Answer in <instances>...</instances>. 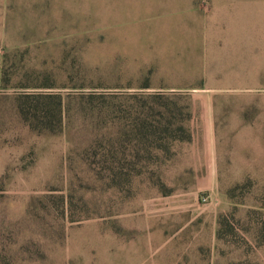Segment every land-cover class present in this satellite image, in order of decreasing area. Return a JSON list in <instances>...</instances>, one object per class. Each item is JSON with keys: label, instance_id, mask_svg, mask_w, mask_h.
I'll list each match as a JSON object with an SVG mask.
<instances>
[{"label": "rangeland", "instance_id": "374dc122", "mask_svg": "<svg viewBox=\"0 0 264 264\" xmlns=\"http://www.w3.org/2000/svg\"><path fill=\"white\" fill-rule=\"evenodd\" d=\"M0 264H264V0H0Z\"/></svg>", "mask_w": 264, "mask_h": 264}, {"label": "trees", "instance_id": "16d2710c", "mask_svg": "<svg viewBox=\"0 0 264 264\" xmlns=\"http://www.w3.org/2000/svg\"><path fill=\"white\" fill-rule=\"evenodd\" d=\"M155 97L159 99L161 96L155 95ZM155 97L154 99H157ZM16 110L32 131L56 133L64 127L65 100L60 94L43 92L20 95L16 99ZM135 122L138 126L135 131L140 145L143 148L153 146L155 142L151 139L157 137L160 127L148 122V119H138ZM158 125H162L161 122ZM178 131L185 129L180 126Z\"/></svg>", "mask_w": 264, "mask_h": 264}, {"label": "crops", "instance_id": "0c3cea01", "mask_svg": "<svg viewBox=\"0 0 264 264\" xmlns=\"http://www.w3.org/2000/svg\"><path fill=\"white\" fill-rule=\"evenodd\" d=\"M235 52H236V50H235ZM242 52L247 53L246 50H243ZM242 52L240 50L238 51V53L236 52V54H239L237 57H240ZM240 58L239 59L238 58H234L233 60H231V63L233 62L232 69L235 72H243V71L245 72V70H243V69L247 68V65H245V61H244L245 59L243 60L242 57H240Z\"/></svg>", "mask_w": 264, "mask_h": 264}]
</instances>
